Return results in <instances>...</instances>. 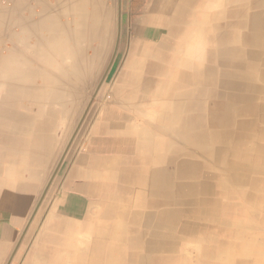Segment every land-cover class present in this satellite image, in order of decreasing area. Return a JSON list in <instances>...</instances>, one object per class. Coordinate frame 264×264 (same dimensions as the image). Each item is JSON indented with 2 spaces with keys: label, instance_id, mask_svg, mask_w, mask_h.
Here are the masks:
<instances>
[{
  "label": "crops",
  "instance_id": "0c3cea01",
  "mask_svg": "<svg viewBox=\"0 0 264 264\" xmlns=\"http://www.w3.org/2000/svg\"><path fill=\"white\" fill-rule=\"evenodd\" d=\"M97 1L27 0L26 16L0 19V57L10 55L16 71L29 73L0 82V264H264V81L253 71L251 97L231 100L159 97L161 82L143 93L130 79H142V65L132 61L142 62V50H160L169 33L153 24L155 7L187 6L194 23L226 25L241 20L225 11L244 0H144L117 38L114 16L100 19ZM116 39L117 52L125 49L107 92L74 133L84 89L98 79L83 82L81 73L99 55L102 70ZM197 49L190 57L164 55L192 72L207 62V48ZM4 86H12L8 99ZM48 88L52 94L38 96ZM212 103L230 104L240 126L229 124L211 158L195 145L193 122L207 128ZM200 165L208 169L196 172Z\"/></svg>",
  "mask_w": 264,
  "mask_h": 264
},
{
  "label": "bare ground",
  "instance_id": "6f19581e",
  "mask_svg": "<svg viewBox=\"0 0 264 264\" xmlns=\"http://www.w3.org/2000/svg\"><path fill=\"white\" fill-rule=\"evenodd\" d=\"M102 3L98 2L97 4L99 10L98 15L100 19L101 17H105L104 19L106 20V17L110 16V12H108L107 8ZM207 8L208 7L201 9L204 10ZM154 11L158 13V16L152 19L153 24L155 26L157 25L158 27L166 28L167 32L169 33L161 41L160 50L149 51V52L148 51L145 52L142 50V62H139L137 59H135L130 64L132 66L142 65V79L139 76H132L130 79L135 84H137V82L142 83L143 93L148 91V90L146 91L145 87H148L151 84V82L152 83L161 82L160 87H158L155 91V93L159 97L176 99V98H180V96H196V97L208 96L216 99H221L224 96H228L227 98L231 100H235L237 98L244 99L251 97V93L253 92V90H255V85L253 84L254 83L253 71L257 72V75L259 76V80L264 81V71L261 72L258 70L259 67H264V0H244V2L237 4L235 7L229 9L227 8V10L225 11L226 15H230L234 18L236 17L237 18L242 17V18L241 20L238 19L233 22L226 23V25L217 22L211 23L209 25L206 23L205 24L194 23V21L192 20L194 18V13L192 12V9L187 6L172 7L168 4L167 5L163 4V5H159L158 7H155ZM172 27H173L172 31H174L175 29L176 32L175 34L169 31V29H171ZM205 34L206 37L204 36ZM200 36L204 37L205 40H199L198 38ZM201 46H203V48L204 46L205 48H207L206 55H203L205 60H207V62L205 65H202L201 67L195 66L190 68L192 72H188L187 70L183 71L182 69H180V66H185L184 64H182L184 62H182L180 59H175L174 56L170 58H166L164 55L169 50L172 52V55L183 54L190 57V54L196 51L198 52L197 48H200ZM102 57H103L102 55H99L96 63L89 65L91 68H93L92 71L81 73V79L84 80L83 82L85 81H87V83L92 82L94 75L98 73L99 68L102 66L101 63H99L102 60ZM197 58H199V56H197ZM10 59H11L10 55H4L0 60V68H1L0 82H2V84L4 85L8 83V86L9 83L12 81L28 79V74H29L27 71L25 72L16 71L11 66L12 63ZM165 63L168 65L167 68L164 67ZM219 64L222 66L220 70L216 69L215 67ZM170 67H175L176 70L171 69ZM95 68H98V71L94 70ZM237 70H241L242 74L237 75L236 73ZM68 74L73 77H80V73L76 74L71 72ZM148 74H150V76H148ZM42 78L43 80L45 79L46 81H49L53 79L54 76L52 75L51 72L43 75ZM181 82L192 85L194 89L190 91L182 88L181 86H179V83ZM225 86H227L229 89L234 90L232 94L226 95L224 93H221L220 89H223ZM11 88L12 86L5 87L6 92L4 93L3 96H5L7 99L13 95V90H11ZM241 91L244 92L241 93ZM50 93L51 92L48 88V90L43 91V93L39 94L38 96L47 97L49 96ZM229 105L220 104V103H212L211 105H209L206 110L208 115L206 117L207 128L205 129L202 126V124L201 125L198 124L197 126H195L196 121L193 122L194 130H195L193 135L194 143L195 145H198L202 149V151L200 152L205 153L206 156L208 157L212 158L213 156L216 155L212 149L213 147L212 145L221 143V141L225 137L224 132L225 130H228V127H230L229 126L230 123L233 126V128L235 126L236 127L240 126L237 120H235L236 118L235 115L236 111H234L235 109ZM160 114L162 113L158 112V115ZM226 119L229 121L227 126L225 124ZM206 129L210 131V135H208V131L205 134L202 133ZM180 131L178 133L184 135V133ZM200 166L202 167L195 166L196 172L198 170L200 171V170L208 169L207 166L204 165H200ZM180 171L181 168H179V172ZM207 190L208 189L205 190L203 186H199V189L197 191L203 192ZM179 192L182 193L180 190ZM183 192L185 193V191ZM193 193L196 194L197 192L194 191Z\"/></svg>",
  "mask_w": 264,
  "mask_h": 264
},
{
  "label": "rangeland",
  "instance_id": "374dc122",
  "mask_svg": "<svg viewBox=\"0 0 264 264\" xmlns=\"http://www.w3.org/2000/svg\"><path fill=\"white\" fill-rule=\"evenodd\" d=\"M26 1L27 0H0V19L7 15L16 19L26 16L27 15ZM143 1L144 0H136L135 2H132L131 5H129L128 3L124 4L123 0L122 2L121 0H98L97 2L100 3L103 2L102 4L107 8L111 16H114L116 23L115 37L117 38V36H123V34L126 33L127 31L126 27L129 18L133 19L137 14H139V12L142 9ZM108 8L111 9L109 10ZM0 34L2 33L0 32ZM117 43H119V41L116 39V52H114L112 55L108 57V60L104 65L103 69L101 70L100 67L98 73L95 74L96 76L98 75L97 81L93 83L90 89H84L85 94L88 91L87 98H86V102L83 104L82 115L76 121V125L74 127V133L75 130H78L77 128H79L80 123L83 122V120L85 119L90 107L92 106L96 98L101 94L102 95L105 94L104 92H107V89H105L106 83L112 77L114 71L116 70L120 60L119 55L125 49V46H122L121 48L122 51L119 50L117 52V48H118ZM7 46H9V42H5L4 48ZM117 53L119 55H116ZM2 57H0V60ZM95 75L93 79H95ZM43 200L44 198L41 199L39 205L45 203V201Z\"/></svg>",
  "mask_w": 264,
  "mask_h": 264
},
{
  "label": "flooded vegetation",
  "instance_id": "af4514ba",
  "mask_svg": "<svg viewBox=\"0 0 264 264\" xmlns=\"http://www.w3.org/2000/svg\"><path fill=\"white\" fill-rule=\"evenodd\" d=\"M124 1V4H129V5H131L132 4V2H135L136 0H123ZM121 2H122V0H121Z\"/></svg>",
  "mask_w": 264,
  "mask_h": 264
}]
</instances>
